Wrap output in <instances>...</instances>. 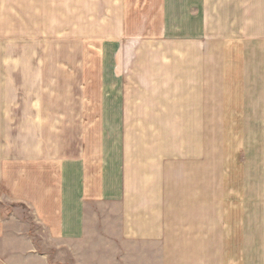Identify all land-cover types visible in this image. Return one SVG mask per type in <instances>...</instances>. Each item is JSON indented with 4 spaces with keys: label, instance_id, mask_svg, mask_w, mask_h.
Returning <instances> with one entry per match:
<instances>
[{
    "label": "crops",
    "instance_id": "obj_1",
    "mask_svg": "<svg viewBox=\"0 0 264 264\" xmlns=\"http://www.w3.org/2000/svg\"><path fill=\"white\" fill-rule=\"evenodd\" d=\"M147 4L150 12L160 10L164 22L154 26L155 34L171 38L162 44L164 50L132 61V87L122 94L130 104L117 107L114 140L106 145L88 140L77 148L73 141L62 146L59 133L46 139L36 119L39 113L44 116L43 105L38 113L32 110L31 130L17 147L11 138L13 115L0 120V201H20L31 214V221H25L0 207V240L10 244L8 234L14 233L23 243L15 251H0V264H12L8 261L16 257L50 264L31 227L39 228L42 237L47 232L52 242L82 241L89 227L91 235L113 236L116 264H211L220 259L227 236L222 182L229 170L222 135L225 88L241 85L242 114L264 120V0ZM119 10L116 25L104 23L98 34H126L127 13ZM145 25L138 18L136 34H143ZM230 47L242 55L239 69L223 54ZM41 82L39 100L46 93ZM9 98L0 115L13 107ZM247 123L245 118L246 130ZM93 206L101 211L95 213ZM246 224L247 240L251 231Z\"/></svg>",
    "mask_w": 264,
    "mask_h": 264
},
{
    "label": "rangeland",
    "instance_id": "obj_2",
    "mask_svg": "<svg viewBox=\"0 0 264 264\" xmlns=\"http://www.w3.org/2000/svg\"><path fill=\"white\" fill-rule=\"evenodd\" d=\"M148 1L0 0V108L5 111L12 101L9 96L13 98V107L9 105L0 120L13 115L10 125L13 145L18 147L20 141H25L24 136L31 130L30 118L36 116L32 110L35 108L38 113L43 105L45 114L39 113L36 119L44 125L46 139L59 133L62 146L73 141L79 148L88 144V140L94 144L104 141L106 145L116 138L117 107L125 103L127 108L130 104L122 94L132 87V61L148 59L152 51L159 52L156 49H163L162 44L171 38L161 31L155 34L154 26L162 27L164 22L160 10L155 12L154 8L150 12ZM121 8L127 13L126 34H98L102 24L116 25ZM151 13L153 21H149ZM138 18L146 24L140 35L136 34ZM90 31L95 34H88ZM223 54L239 69L242 56L239 51L230 47ZM122 65H126L125 70ZM41 79L46 92L43 100L37 94L42 91L38 86ZM230 80L235 79L231 76ZM47 81L49 84H45ZM239 92L242 96L241 85H226L228 98L222 135L227 143L229 170L226 184L222 182V221L227 226V236L220 245V259L211 264H264V128H260L261 124L264 127V120L260 116L244 117L243 100L237 98ZM246 154L251 160L247 158V174ZM0 207L7 216L11 212L31 221L30 211L20 201H0ZM92 208L95 213L101 211L100 206ZM92 208L89 212L94 214ZM245 224L251 231L247 240L243 233ZM30 229L38 236L39 250L48 255L50 264H116L113 236L91 235L89 227L87 238L82 241L61 238L52 242L47 232L42 237L39 228ZM8 236L10 244L5 245L1 239L0 251L5 248L15 251L23 246L15 240L16 234ZM8 262L29 264L17 257Z\"/></svg>",
    "mask_w": 264,
    "mask_h": 264
}]
</instances>
